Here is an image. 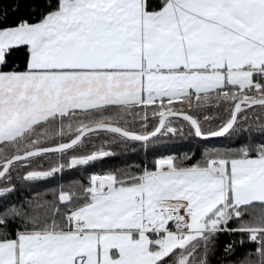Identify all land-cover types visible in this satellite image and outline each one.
Segmentation results:
<instances>
[{
    "label": "snow or ice",
    "instance_id": "snow-or-ice-1",
    "mask_svg": "<svg viewBox=\"0 0 264 264\" xmlns=\"http://www.w3.org/2000/svg\"><path fill=\"white\" fill-rule=\"evenodd\" d=\"M9 3L26 15L9 23ZM221 104L229 117L206 128L202 110ZM254 106L264 109V0H0V264H211L224 234L242 237L223 245L224 264H264V122L191 166L168 156L53 200L4 203L34 158L70 157L27 170L29 183L114 156L73 154L104 133L148 148L184 135L182 120L201 140L231 139ZM137 121L155 123L137 133Z\"/></svg>",
    "mask_w": 264,
    "mask_h": 264
},
{
    "label": "trees",
    "instance_id": "trees-1",
    "mask_svg": "<svg viewBox=\"0 0 264 264\" xmlns=\"http://www.w3.org/2000/svg\"><path fill=\"white\" fill-rule=\"evenodd\" d=\"M9 8V23L15 21L19 15H26V10L21 9L20 13L13 15L11 11V4L6 5ZM13 59L23 67L24 53L19 52ZM206 113L211 119L204 122L206 128H215L224 120L229 117V108L221 104L220 107L213 105L210 108L202 110V115ZM247 117L244 119V117ZM242 130L236 136L229 138H217L208 141L201 140L188 134V127L185 122L178 120L174 126L184 127V135H178L175 137H162L155 145H150L148 148H144L138 142L124 143L118 140H113L112 135L109 133L101 134L99 137H94L89 141L83 149H76L74 155L84 156L90 154L93 151L103 148L104 150L113 151L114 156L104 159L101 162H95L87 166H81L76 169L65 168L60 174H57L55 178L29 183L22 179L27 174V170H48L51 166L58 163H67L70 157L62 158L60 154H49L44 157L34 158L32 164L26 169L25 166H21L19 169L13 172V179L11 186L16 190L11 193L4 203H21L26 200H30L37 196H40L45 200H53L54 193H56L61 186L68 188L73 185H87L91 175H102L108 172L114 171H132L139 174L140 169L147 166L153 168L154 161L160 158L174 156L179 162H182L185 166H191L194 162H198L202 158V153L205 147L216 146L219 148L228 147L229 145L235 146L248 138V133L243 129L251 127L255 129L261 122H264V109L259 106L248 108L240 114ZM154 123L149 124L148 128L140 126V122L128 125L132 131L137 133L151 130ZM55 146V142H51ZM189 155L191 159H184L185 155ZM5 185L0 182V187ZM230 227H237L235 222L230 223ZM240 234L234 235H221L218 242V250L214 255L210 256L211 264H224L222 248L225 243L230 241H239L241 239ZM254 247L252 244L245 243L243 248H237V254H242L245 250H249Z\"/></svg>",
    "mask_w": 264,
    "mask_h": 264
},
{
    "label": "water",
    "instance_id": "water-1",
    "mask_svg": "<svg viewBox=\"0 0 264 264\" xmlns=\"http://www.w3.org/2000/svg\"><path fill=\"white\" fill-rule=\"evenodd\" d=\"M254 107H257V106H254ZM212 139H217V138H212ZM211 140V139H210Z\"/></svg>",
    "mask_w": 264,
    "mask_h": 264
}]
</instances>
